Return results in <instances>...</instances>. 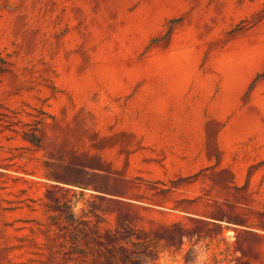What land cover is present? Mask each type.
<instances>
[{
    "label": "rangeland",
    "instance_id": "rangeland-1",
    "mask_svg": "<svg viewBox=\"0 0 264 264\" xmlns=\"http://www.w3.org/2000/svg\"><path fill=\"white\" fill-rule=\"evenodd\" d=\"M263 72L264 0H0V264H264ZM57 162L127 205L57 222Z\"/></svg>",
    "mask_w": 264,
    "mask_h": 264
},
{
    "label": "trees",
    "instance_id": "trees-1",
    "mask_svg": "<svg viewBox=\"0 0 264 264\" xmlns=\"http://www.w3.org/2000/svg\"><path fill=\"white\" fill-rule=\"evenodd\" d=\"M260 76L264 79V72ZM26 140L35 147L39 146V139L35 134L29 135ZM106 175L108 174L95 169H87L85 163L57 162L48 178L55 183L52 186L53 190L64 193L54 197L58 212L53 218L65 226L71 225L78 230H84V227H80V224H90L92 217L97 221L103 219L98 212L99 209L108 208L111 205L117 207L127 205L125 201L114 197L113 193L125 190L126 182L116 178L109 181ZM79 203L82 204L80 207H78ZM209 216L210 219L189 218L195 224L198 234L197 241L202 238L200 229L203 227L222 229V223L226 224L225 227L227 228L229 225H244L247 222L246 214L240 211L233 202L214 201ZM119 223L126 231L130 232L132 230L125 221L120 220ZM92 225V230L98 231L100 228L99 223H93ZM105 230L108 233L113 232L111 227ZM171 238L178 240L181 245L184 243L182 234L173 235ZM126 240L134 245L130 235H127Z\"/></svg>",
    "mask_w": 264,
    "mask_h": 264
}]
</instances>
